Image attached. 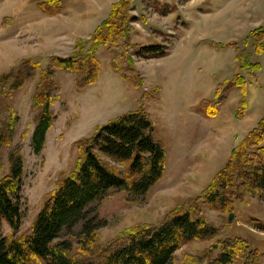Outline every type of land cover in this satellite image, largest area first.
Listing matches in <instances>:
<instances>
[{"label":"rangeland","instance_id":"rangeland-1","mask_svg":"<svg viewBox=\"0 0 264 264\" xmlns=\"http://www.w3.org/2000/svg\"><path fill=\"white\" fill-rule=\"evenodd\" d=\"M116 0H61L62 10L53 16L36 7L31 0H0V74L15 67L24 57H36L41 66L47 56L68 55L77 37L89 34L104 19ZM130 12L138 17L132 22L130 49L134 65L143 77V89H156L157 100L144 97L141 90L122 80L109 67L114 58L120 61L127 53L120 46H101L95 52L100 74L97 80L81 90L74 84V74L54 68L51 75L55 114L46 132L45 143L38 153L31 146L38 108L31 95L38 73L21 88L0 94V109L11 106L15 125L12 141L0 147L7 172V152L20 148L23 175L19 199L23 215L15 235L30 231L33 218L42 205L43 196L57 180L67 175L79 155L74 141L93 132L96 124L143 103L154 123V136L164 143L165 170L162 178L142 195H130L123 188H112L105 197L85 208V219L64 230L60 239L76 240L72 234L84 223L97 225L98 242L105 243L124 228L137 223H159L164 215L186 197L198 194L227 159L230 150L256 124L264 109V50L256 53L254 38L242 44L250 29L264 25V0H133ZM4 18H7L4 20ZM4 20L5 23H2ZM237 41L240 59L234 47L216 49L210 41ZM162 43L168 54L162 57L138 56L139 45ZM264 44V39H263ZM242 58L259 62L261 68L250 72L240 67ZM237 73L246 81L247 110L241 119L235 117L240 105V88L228 91L217 108L206 116L197 109L202 98H211L216 83ZM264 145V141L262 143ZM206 218L220 225L226 214L203 207ZM231 224L225 236L247 238L262 252L264 264V196L246 195L234 202ZM229 214V215H230ZM2 232L8 234L6 221ZM214 245V240H191L175 251L172 264L185 254Z\"/></svg>","mask_w":264,"mask_h":264},{"label":"trees","instance_id":"trees-1","mask_svg":"<svg viewBox=\"0 0 264 264\" xmlns=\"http://www.w3.org/2000/svg\"><path fill=\"white\" fill-rule=\"evenodd\" d=\"M47 15L62 10L61 0H31ZM133 0H116L108 15L102 19L88 38L77 37L72 51L65 56L51 54L47 64L41 66L36 57H24L15 67L0 74V94H10L22 87L28 78L38 73L31 95L32 106L38 108L36 123L31 135V146L38 153L45 143L47 130L55 114L49 108L55 101V84L51 78L54 68L73 72L77 90L93 84L99 74V61L95 52L101 46H120L130 49L132 22L138 17L130 12ZM7 18H4V20ZM4 20L2 23H5ZM256 41L255 51L264 50V25L250 29L248 38ZM216 49L234 47L237 41H210ZM134 54L162 57L168 49L162 43L139 45ZM240 59V54L235 56ZM109 67L132 87L141 90L140 100L148 97L157 100L156 89L144 90L143 77L134 65L131 52L120 61L112 58ZM240 67L250 72L259 70V62L242 58ZM240 88L242 97L235 111L237 119L247 110L246 81L235 73L216 83L211 98H202L197 109L213 117L218 104L228 91ZM11 106L0 109V147L8 146L15 125ZM264 109L254 127L233 146L223 165L209 183L195 195L186 197L170 209L159 223H137L124 228L105 243H99L97 225L84 223L81 231L72 233L75 241L60 239L64 230L85 219V208L109 194L112 188H123L130 195L149 191L163 176L166 163L164 143L154 136V123L143 103L122 112L103 123L96 124L93 132L74 141L79 153L73 169L61 176L55 187L43 196L42 205L25 235H15L23 215L19 199L23 175V155L18 147L7 152V172L0 154V264H172L175 251L191 240H214V245L195 254H185L178 264H261L262 252L253 247L247 238L223 235L231 224L229 214L234 202L243 201L246 195L264 196ZM203 207L226 214L220 225L210 222ZM6 221L10 232H2Z\"/></svg>","mask_w":264,"mask_h":264},{"label":"water","instance_id":"water-1","mask_svg":"<svg viewBox=\"0 0 264 264\" xmlns=\"http://www.w3.org/2000/svg\"><path fill=\"white\" fill-rule=\"evenodd\" d=\"M231 217H232V214L229 215V219H231Z\"/></svg>","mask_w":264,"mask_h":264}]
</instances>
